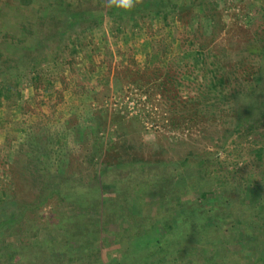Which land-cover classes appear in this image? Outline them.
<instances>
[{"label": "rangeland", "instance_id": "rangeland-1", "mask_svg": "<svg viewBox=\"0 0 264 264\" xmlns=\"http://www.w3.org/2000/svg\"><path fill=\"white\" fill-rule=\"evenodd\" d=\"M66 2L0 0V63L12 57L15 60L6 66L15 67L18 56L32 51L29 61L38 72L35 79L17 75L23 89L20 100L14 94L6 103L0 94V246L21 239L28 244L38 234L49 238L55 235L49 225L88 210L66 206L54 191H41L47 183L23 175L18 161L29 155L22 144L31 122L41 123V128L52 125L60 146L57 151L68 168L69 163L73 169L82 166L79 175L87 182L102 178L109 195L118 190L123 195L129 186V202L146 208L143 212L154 201L142 194L148 173L158 172L144 165L149 160H170L177 163L171 167L184 171L180 161L189 157L236 187L239 203L249 201L248 187L263 191L258 181L264 179V156L257 159L256 151L264 145V127L235 126L230 106L224 111L198 101H213L216 91L209 88L210 81L223 84L225 90H246L256 81L260 56L250 44L256 41L264 46V0H171L182 3L181 16L177 8L174 15L145 17L134 22L137 30L132 20L126 22L104 0H75L78 7L73 6V18L65 14ZM49 11L54 13L52 21L57 17L62 22L59 29L65 44L59 51L55 41L47 42L38 32L51 19ZM29 21L35 23L33 28L25 27ZM7 149L17 150V158L12 154L6 161ZM132 160L135 170L128 172L131 177L125 184L128 173L118 164L123 161L122 166H130ZM190 176L194 174L177 177L178 193L184 200L200 202V206L204 201L205 209L211 208L213 192L222 189L217 178L198 182ZM245 215L250 218L252 212L248 209ZM120 225L103 224L96 243L88 246L99 248L102 260L118 252L120 246L109 231H118ZM222 239L227 242L234 237L217 238ZM261 243L256 252L264 257ZM233 244L244 250L238 254L244 261L253 255L247 243ZM52 247L66 249L60 240ZM64 255L71 261L64 259L61 264H88L87 259L78 263L74 256ZM98 257L99 251L92 260Z\"/></svg>", "mask_w": 264, "mask_h": 264}, {"label": "trees", "instance_id": "trees-1", "mask_svg": "<svg viewBox=\"0 0 264 264\" xmlns=\"http://www.w3.org/2000/svg\"><path fill=\"white\" fill-rule=\"evenodd\" d=\"M167 1L168 4H166ZM76 5L75 0H67L64 8L65 14L70 13L73 18L75 16L72 14L73 6L77 8ZM182 6V3L173 4L171 0H140L136 8L129 13L116 8H112V11L125 16L126 22L132 20V25L137 30L138 25H135L134 22L145 17L152 18L158 14L174 15V10L177 8L181 16ZM167 7H171L173 11H167ZM48 13V20L51 17L48 24L41 28L37 27V29L40 28L38 32H41L44 40L55 41L53 46L56 51H59L60 47L65 44V39L59 29L62 22L57 17H54L55 20L52 21L54 13L50 11ZM34 26L35 23L32 21L25 23L26 28ZM170 40L171 43H175V37ZM252 42L255 43L250 44L251 48L253 51L259 50L255 54L260 56L259 67L254 73L257 76L256 81L249 88L247 86L246 90L244 88L225 90L223 84L217 85L215 81H210L209 88L212 87L211 89H214L216 94L213 96L212 102L205 100L208 104L211 102L212 105H207L203 100L196 101L199 105L203 104L208 108L213 106L214 109L219 108L224 111L230 106L234 125L245 124L248 129L252 128L253 130L256 126L264 127V46L256 41ZM32 53V51H28L27 54L18 56V63L15 67L6 66L8 62L11 64L10 60H15L12 57L0 63V94L6 103L12 101L14 94L17 95V99H21L23 89L17 83L18 74L23 79H35V76H38V72L31 67V61H29V56ZM25 56H28L27 60H24ZM23 64H25L24 67H22ZM201 98L204 99L203 96ZM40 126L41 123L31 122L23 136L22 146L29 150L27 159L22 158L21 160L20 158L18 161L20 168L24 169L23 175L30 180H41L42 183H47L41 191H54L62 198V203L66 206L77 205L87 207L88 210L85 215L62 217L61 221L49 225V228H52L51 230L55 233L49 238L38 234L31 238L28 244L21 239L14 245L0 246V253L2 252L0 258L2 257L3 262L0 264H61L64 259L71 261L65 257L64 253L74 256V261L78 263L87 259L88 264H93V262L99 264H264L263 255L261 256V253L257 255L256 252L258 243L264 242V179L258 181L263 185V191L255 192L253 188L248 187L246 192L250 195L249 201L239 203V200L236 201V199L240 194L236 187L229 185L228 181H222L218 177V172L215 175L208 173L202 164L192 162L189 157L180 161V165L185 167L184 171H180V167H171L177 163H172L170 160H149L144 165L158 172L148 173V183L142 194H145L146 199L151 198L154 201H149L151 206L143 212L146 208L134 201L129 202L130 199L127 195L129 186H127L128 189L124 188L127 193L122 191L123 195L119 190L114 195H109V192L102 187V178H99L98 182H87L84 180V176L79 175L83 171L82 166L73 169L69 163L70 168H68L57 151L60 146L52 125H47L45 128ZM40 144L48 150L39 151L42 150ZM7 150L9 152L4 157L7 158L6 161L10 162L9 156L12 154L17 158V150H14V153H10V149ZM256 154L257 159H263L264 145L257 149ZM215 158L218 159V157ZM132 162L134 161L128 162L131 167L122 166L123 161H120L118 165L121 166V170H126L128 173L135 170L133 167L136 165L132 166L130 164ZM8 168L5 170L8 171ZM186 172L193 173L194 176L189 178H195L198 182L201 179L217 178V183L222 186V189L218 194L213 192L211 208L205 209L204 201L200 206V202L184 200L183 195L178 193L180 180L177 177ZM94 175L96 176V173ZM128 175L126 174L123 179L125 184L129 183L131 174ZM89 176L94 178L91 173ZM240 179L237 176V180L240 181ZM205 192L202 194L204 195ZM14 193L13 191L12 199L16 196ZM248 209L252 212V217L245 218ZM97 213L100 214L99 218L93 216ZM100 221L105 223L99 225ZM106 223L121 224L118 231H109L114 235V243L120 246L119 250L117 252L116 249V254L109 255L102 260L101 250L98 248L99 257L92 260L93 254L98 251L88 246L96 243L95 237L100 234L98 232L101 231V226ZM229 234H232L234 239H227V242L224 239L217 240L218 237L219 239L227 238ZM259 234L263 235L261 239ZM57 240H60L66 249L52 247V244ZM205 242L209 246H206ZM233 243L238 245L247 243L248 251L253 255L244 261L238 256V254L244 253V250L236 249ZM18 248L21 249V252L26 250V253H18Z\"/></svg>", "mask_w": 264, "mask_h": 264}, {"label": "clouds", "instance_id": "clouds-1", "mask_svg": "<svg viewBox=\"0 0 264 264\" xmlns=\"http://www.w3.org/2000/svg\"><path fill=\"white\" fill-rule=\"evenodd\" d=\"M107 7L116 8L122 12L133 11L140 3V0H104Z\"/></svg>", "mask_w": 264, "mask_h": 264}]
</instances>
